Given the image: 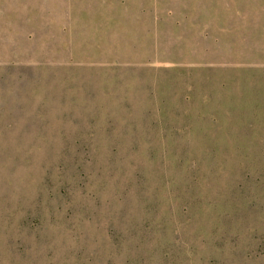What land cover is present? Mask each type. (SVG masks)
I'll use <instances>...</instances> for the list:
<instances>
[{
    "label": "rangeland",
    "instance_id": "374dc122",
    "mask_svg": "<svg viewBox=\"0 0 264 264\" xmlns=\"http://www.w3.org/2000/svg\"><path fill=\"white\" fill-rule=\"evenodd\" d=\"M0 264H264V0H0Z\"/></svg>",
    "mask_w": 264,
    "mask_h": 264
}]
</instances>
